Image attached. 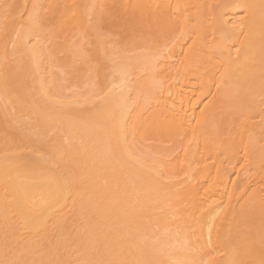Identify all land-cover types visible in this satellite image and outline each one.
<instances>
[{"label":"bare ground","instance_id":"bare-ground-1","mask_svg":"<svg viewBox=\"0 0 264 264\" xmlns=\"http://www.w3.org/2000/svg\"><path fill=\"white\" fill-rule=\"evenodd\" d=\"M13 3L17 18L35 5L42 20L55 16L63 30L46 36L35 58L13 59L9 51L7 65L0 39V118L13 125L12 139L4 137L15 145L29 139L32 149L51 140L39 152L27 145L28 154L19 144L23 153L6 185L3 147L12 150L13 143L0 139V260L80 264L97 258L95 248L103 245L106 259L231 264L233 248L247 236L256 239L258 257L264 0H0ZM182 28L192 38L169 45L161 57L159 33ZM97 30L110 35L99 39ZM19 62L25 73L10 70ZM23 76L37 100L19 89ZM122 78L134 90L116 112L117 125L93 93L97 82L111 87ZM45 93L66 107L54 109ZM17 122L29 138L19 124L14 131ZM13 132L20 135L14 139ZM125 137L135 158L116 147ZM45 150L51 159H41ZM246 150L251 166L242 169ZM58 186L65 195L70 188L71 197L47 207ZM6 187L16 202L7 232ZM41 206L46 210L30 211ZM192 229L197 252L185 244L194 239Z\"/></svg>","mask_w":264,"mask_h":264},{"label":"snow or ice","instance_id":"snow-or-ice-1","mask_svg":"<svg viewBox=\"0 0 264 264\" xmlns=\"http://www.w3.org/2000/svg\"><path fill=\"white\" fill-rule=\"evenodd\" d=\"M18 5L14 4H4L0 5V39H2L4 44V61L5 65H7L9 60V51H11V56L14 59L17 55L23 54H31L34 58L37 56L38 49L43 44L44 39L48 35H56L59 31H62V22L58 25L53 16L51 21H44L40 18V16L36 13V6L33 5V11L28 12L25 8L24 12H21L19 17L17 18L15 12L18 8ZM59 7V6H55ZM236 7H240L242 9L246 8L245 5H236ZM26 14V19H25ZM75 15V13H73ZM19 24V28L16 25ZM242 27V25H241ZM14 33V35H13ZM110 34L101 32L97 30V38L106 39ZM190 34H186L185 29H181L179 34H173L171 31H161L158 35V38L155 41L157 46L156 50L159 52L160 56L163 57L166 54H169L170 49L169 45H174L180 40H188L191 39ZM9 43L11 44V50H9ZM189 49L192 48V44L188 45ZM23 48V52H20V49ZM79 51H83L82 48ZM121 50H117L119 53ZM185 57L188 56L186 52ZM112 63L114 68L119 65V56L114 55L112 58ZM7 81V78H5ZM161 90L163 89V81L159 82ZM219 88L220 85H217ZM134 90V86L126 79L122 78L119 84L112 83L111 87L107 84L101 85L97 82L94 85V96L97 100L101 101L106 109V114L108 117L114 121H116L117 125L119 124V118L116 115L117 110H119L122 114L123 108L126 102V93L130 94ZM48 97L50 103L52 104L54 109H63L66 107L64 101L58 99L55 94L49 95L45 93ZM261 103L264 104V97L261 99ZM203 111V110H202ZM264 111V109H262ZM59 114V113H57ZM50 115L45 114V119H51ZM264 120V117H262ZM116 147L119 150L124 151L129 158H135L134 153V144L129 143L127 138H123L118 141ZM16 153H10L5 151L4 153V162H5V184L7 185L8 181L11 179L9 172L15 166L14 158H16ZM249 154L247 150L245 151L244 160L245 163L241 164L240 167L245 169L246 166H251V161L248 158ZM42 160L51 159L50 156H45L43 153L41 154ZM260 168L264 170V151L261 153L260 157ZM235 183V182H234ZM207 191V190H206ZM261 194V205L264 207V187L259 189ZM5 221L7 232L8 221L15 216V211L13 210L16 206L15 197L12 200H8L7 197L11 195L8 188H5ZM72 195L71 189L69 188L67 195H65V191L63 187H57V190L51 193L50 203L47 207H51L52 205H58L61 199H68ZM80 193H77L79 196ZM233 193H228V199L231 201ZM252 195H255V190H253ZM179 199V197H177ZM228 205L225 204L223 208H221V212L227 209ZM46 210V206H41L38 209H31L30 211L34 212H43ZM56 211L57 209H53ZM62 210V209H59ZM192 234L194 239L189 242L185 241L186 245H189V250L197 252L198 248H192L191 244H198L199 237H195V229H192ZM212 243L211 237V229H209L208 236V244ZM259 256H256V239L253 236H247L240 240L237 245L233 248V260L231 264H264V232H261L259 236ZM103 245L95 248L96 253H98L97 258L87 259L80 262V264H164L163 261L157 259H149V258H137V259H127L122 257H114L112 259L104 258L103 253ZM0 264H27L26 261L22 262L18 259H3L0 260ZM32 264H46L45 261H33ZM71 264V262H69ZM176 264H211V261H203V260H188V261H177Z\"/></svg>","mask_w":264,"mask_h":264},{"label":"rangeland","instance_id":"rangeland-1","mask_svg":"<svg viewBox=\"0 0 264 264\" xmlns=\"http://www.w3.org/2000/svg\"><path fill=\"white\" fill-rule=\"evenodd\" d=\"M13 4H14V3H13ZM15 5H16V4H15ZM20 66H21V62L15 64V65H12V67H11L10 70L13 71V73H15V72L18 73V72L21 71ZM21 72H22V73H25L24 70L21 71ZM19 82H21V83L25 86V87H23V86H19V89H20L21 91L27 92V94H30V95H31V97L29 98L30 101L37 100V96L34 95V90H33L32 88L29 87L28 83H26V78H25V76L20 77V78H19ZM19 82H18V83H19ZM18 83H17V84H18ZM17 84H16V85H17ZM5 116H8V115L6 114ZM10 117H11V116H10ZM5 121H8V118H7V120H4V119L0 118V137H1L0 139H2V137H4V136H7L8 138L13 137L12 132H11V130L13 129V125H11L12 123L10 122V125L12 126V128H11L9 125H7V122H5ZM10 121H13V120H10ZM13 122H15V120H14ZM15 124H17V125L15 126ZM15 124H14V126H15V127H14V128H15L14 131H16V133H17V130H19V129L16 130V127L18 126V124L20 125V123L17 122V123H15ZM18 127H19V126H18ZM22 127H23V126H22ZM19 128H21V125H20ZM21 129H22V132L25 130L24 128H21ZM23 129H24V130H23ZM12 131H13V130H12ZM25 131H26L25 133H27V134L29 135L27 129H26ZM18 132H19V131H18ZM22 132H20V134H21V135H24V132H23V134H22ZM13 134H14V139H15V136L20 135V134H15L14 132H13ZM25 135H26V134H25ZM25 135H24V136H25ZM28 135H26L27 138H29ZM51 135H52V134H51ZM51 135H49V136H51ZM7 137H4V138H3L4 141H5L6 139H7L6 141H8V143L5 142V144H10L11 141H12V140H10V139H12V138L8 139ZM5 138H6V139H5ZM16 138H17V137H16ZM27 138L24 137V139H27ZM48 138H50V137H46V139H44V140H48ZM17 139H18V138H17ZM19 140H21V136H20V139H19ZM22 140H23V139H22ZM27 140H28L29 142H26V141L24 142V140H23L22 143H21V142L19 143L20 145H22L23 143L26 144V147H23V148H24V154H26V153L28 154V153H29V152H27V150H25V149H27V145H28V149H30V150L32 149V147H36V146H37V145H35V144H33V145H35V146H31V145H30V144H31V143H30V140H29V139H27ZM44 140H43V142H40V143L38 142V143H36V144H38V147H39V144H40V145H41V143L44 144V142H45V145H46V141H44ZM0 141H2V140H0ZM14 141H15V140L12 141V143H13V144H12L13 147H14V145H15V144H14ZM17 141H18V140H17ZM48 141H49V140H48ZM18 142H19V141H18ZM18 142H17V144H18ZM31 142H32V141H31ZM33 142H34V141H33ZM49 142H51V140H50ZM0 143H1V145H2V142H0ZM15 143H16V142H15ZM27 143H28V144H27ZM47 143H48V142H47ZM19 144H18V145H15V147L17 146V148H18V147L20 148ZM3 146H4V145H3ZM7 146H8V145H6V147H7ZM10 146H11V144H10ZM29 146H30V147H29ZM46 146H47V145H46ZM0 147H1V146H0ZM6 147L4 146L3 148H5V149H3V150L6 151V150H7ZM13 147H12V150H11V147H8V150H7V151H8V152H10V150H11V151H14V148H15V147H14V148H13ZM21 147H22V146H21ZM38 147L32 149V151H34V152H35V151H38V152H39V151H42V150L40 149L41 146H40L39 148H38ZM42 147H43V151H44V148H45V147H44L43 145H42ZM1 148H2V147H1ZM19 148H18L17 150H20V151H21V150L23 149V148H22V149H21V148L19 149ZM37 149H38V150H37ZM17 150L15 149V151H14L15 153H17V155L23 153V151H21V152H20V151L17 152ZM46 152H47V151L45 150L44 153H43V152H41V153H43V154L45 155ZM4 153H5V152H4ZM10 153H12V152H10ZM30 153H31V152H30ZM41 153H40V154H41ZM58 247H59V246H57L56 248H58ZM58 250H59V249H58ZM61 251H62V250H61ZM57 252H58V251H57ZM59 255H60V254H59Z\"/></svg>","mask_w":264,"mask_h":264}]
</instances>
